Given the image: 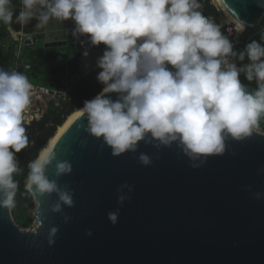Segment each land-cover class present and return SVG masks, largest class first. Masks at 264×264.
<instances>
[{"label":"clouds","instance_id":"1","mask_svg":"<svg viewBox=\"0 0 264 264\" xmlns=\"http://www.w3.org/2000/svg\"><path fill=\"white\" fill-rule=\"evenodd\" d=\"M256 2L264 7V0ZM19 4L16 15L12 0H0V22L10 31L13 23L25 26L33 19L38 21L37 30L51 20L71 21L74 38L85 37L92 47L103 45L96 60L100 69L96 80L103 87L84 101L79 117L86 118L85 131L110 148L114 157L136 153L143 142L157 150L153 156L159 159L161 148L175 145L192 168H199L208 157L223 155L227 141L251 138L264 116V44L252 40L243 51H235L220 26L199 11V0H19ZM244 27L241 22L237 29L242 32ZM230 57L241 62L247 58L248 63L238 66ZM241 75L255 82V92L247 90ZM31 90L23 73L0 68V208L15 203L18 185L13 175L19 170L17 154L29 142L24 113L32 102ZM54 149L45 148L28 163L25 187L40 196L56 193L59 200L52 211L60 212L62 205L74 206L73 194L50 180L46 169L55 160L59 178L70 173L72 165L57 160ZM153 156L141 152L136 159L147 167ZM133 188L126 182L117 188L121 207L131 199ZM245 190L251 192V186ZM254 196L264 199V192ZM118 217L119 208L107 215L112 225ZM57 233V227L49 230V246Z\"/></svg>","mask_w":264,"mask_h":264},{"label":"water","instance_id":"2","mask_svg":"<svg viewBox=\"0 0 264 264\" xmlns=\"http://www.w3.org/2000/svg\"><path fill=\"white\" fill-rule=\"evenodd\" d=\"M219 3L246 28L264 15L256 0ZM86 126L77 116L54 144L56 159L68 161L72 171L57 178L55 160L46 169L73 194L74 206L53 212L56 193L28 190L35 205L31 230L0 208V264H264V199L254 196L264 192V134L254 130L242 142L229 140L223 155L192 168L175 145L161 148L159 159L143 142L136 153L114 157ZM141 152L153 156L150 166L136 159ZM125 182L134 188L121 207L116 190ZM118 208L112 225L107 215ZM52 227L58 233L49 246Z\"/></svg>","mask_w":264,"mask_h":264},{"label":"trees","instance_id":"3","mask_svg":"<svg viewBox=\"0 0 264 264\" xmlns=\"http://www.w3.org/2000/svg\"><path fill=\"white\" fill-rule=\"evenodd\" d=\"M201 5L199 11L213 22L219 25L220 9L212 4L209 0H199ZM253 32L247 30L242 39V44L236 46L235 51H243V43L247 36ZM5 35L4 24L0 23V68L8 71L11 67L13 53L12 50H5L2 47V39ZM261 35H254L250 40H257L264 44ZM249 41V42H250ZM231 61L238 66L248 63L247 58L243 62L231 57ZM100 69H95L90 73L81 76L67 90V100L63 103L61 109L56 104H51L46 115L37 123L31 125L27 130L28 146L17 154L19 162V170L13 175V179L17 182V190L15 195V203L11 207L12 218L17 226L21 229H29L33 225L32 213L28 212L29 207L33 205L31 194L25 187L26 178L28 175V163L37 158L41 150L46 146L47 142L53 138L56 130L63 125L67 117L77 112L85 100L93 98L103 87L97 80L96 76ZM241 82L247 87L250 92H255L256 84L248 82L243 75L240 77ZM258 126L264 134V116L261 117Z\"/></svg>","mask_w":264,"mask_h":264},{"label":"crops","instance_id":"4","mask_svg":"<svg viewBox=\"0 0 264 264\" xmlns=\"http://www.w3.org/2000/svg\"><path fill=\"white\" fill-rule=\"evenodd\" d=\"M12 5L16 7L14 11L16 15H18L20 11V4H18L15 0H12ZM37 23L38 21L33 19L25 26H21L17 23H13L11 25L15 31L21 30L24 33L33 34L36 39V43L33 46L25 47L22 50V66L19 69V72L23 73L31 84L43 86L53 90H60L58 86L56 87L59 83V77L57 78L55 74L52 76L49 71L50 68L53 70V68L61 65H65L67 68L65 61L61 60V57L56 54L57 49L63 51L68 49V51L70 50L73 52L75 49L78 53L80 52L79 55L82 56V60L76 68H74L72 73L67 72V74L70 75L68 77L69 79L65 81V85L67 87L64 90L67 91L69 87L81 76L97 69L96 60L100 55H102L103 45L99 47H92L86 42L85 38H68L67 35L74 27L71 21H65L61 24L55 20H51L45 28L39 30L35 27ZM39 40L41 44H39ZM81 41L85 42L81 43ZM85 51H88V56L83 55ZM25 65H27L28 68H25Z\"/></svg>","mask_w":264,"mask_h":264},{"label":"built area","instance_id":"5","mask_svg":"<svg viewBox=\"0 0 264 264\" xmlns=\"http://www.w3.org/2000/svg\"><path fill=\"white\" fill-rule=\"evenodd\" d=\"M19 4V0H15ZM213 22L211 18H209ZM222 33L227 36L234 45V50L237 45L242 44V42L238 41V37L236 35H244L247 29L245 28L242 32H237L233 25L225 24L219 25ZM5 35L2 39V47L5 50H12V64L8 71H19L22 66V58L21 52L25 47L33 46L36 43V39L32 34L24 33L23 31H15L9 25L4 24ZM255 31L247 36V39L243 43L245 46L254 35H264V18L257 24L256 27L251 28ZM244 37V36H243ZM243 39V38H242ZM231 60V57L229 58ZM28 68L27 65L24 66ZM252 83H255L254 81ZM32 102L30 106L26 109L24 113V126L28 130V128L34 123L39 122L46 115L48 108L51 104H56L60 109L63 103L67 100V91L66 90H53L43 86H37L32 84ZM27 134V132H26Z\"/></svg>","mask_w":264,"mask_h":264},{"label":"rangeland","instance_id":"6","mask_svg":"<svg viewBox=\"0 0 264 264\" xmlns=\"http://www.w3.org/2000/svg\"><path fill=\"white\" fill-rule=\"evenodd\" d=\"M212 4H214L215 5V0H209ZM10 7H14V9H16V7L14 6V5H10ZM263 18H264V15H263ZM227 20L225 19V17H224V15H223V13L220 11V18H219V25H225V24H228L227 22H226ZM0 23H2V22H0ZM3 24V23H2ZM230 26H231V24H229ZM248 30V29H247ZM246 30V31H247ZM249 30H251L252 32H254L255 30L254 29H249ZM245 34V33H244ZM33 35V34H32ZM35 35H36V33H35ZM237 37H238V41L239 42H241L242 41V38H243V36L242 35H236ZM67 37L68 38H74L72 35H71V32L67 35ZM75 38H77V37H75ZM80 38H85V37H80ZM39 44H41L40 43V40H39ZM69 52V53H68ZM56 54L59 56V57H61V60H64L65 61V63H66V66H67V68L65 67V65H61V66H59V67H55V68H53V70H52V68H50L49 69V71L51 72L50 74L52 75V76H54V74L57 76V78L59 77V79H58V81H59V83L56 85V87L58 86L59 88H60V90H64V89H66V85H65V81L67 80V79H69L68 77H69V75L70 74H67V72H69V73H72V71L74 70V68H76V66L80 63V61L82 60V56H80L79 54H80V52L78 53L77 52V50H75L74 49V52L73 51H68V49L67 50H65V51H63V50H60V49H57V51H56ZM63 61V62H64ZM67 70H66V69ZM66 121V120H65ZM57 131V130H56ZM255 131H257V132H259V133H262L263 134V132L261 131V128L259 127V126H257L256 127V129H255ZM10 209V211H11V207L9 208ZM29 211L28 212H30V213H32V212H34V210H35V205H34V203H33V205L31 206V207H29V209H28ZM11 216H12V212H11ZM34 220V219H33ZM36 226V224L34 223V221H33V225H32V227L31 228H29V230H31V229H33L34 227Z\"/></svg>","mask_w":264,"mask_h":264},{"label":"bare ground","instance_id":"7","mask_svg":"<svg viewBox=\"0 0 264 264\" xmlns=\"http://www.w3.org/2000/svg\"><path fill=\"white\" fill-rule=\"evenodd\" d=\"M215 5H216V6L221 10V12L223 13V10H222V7H221V5H220V3H219V0H215ZM223 15H224L225 19L227 20L226 22H227L228 24L233 25V27L235 28V30H236L237 32H241V31H238V29H237V26H238V25L234 24V20H233V18L230 16L229 13H223ZM245 28H246V26L244 27V29H245ZM77 116H79V111H77V112L73 113L72 115H70L69 117H67V119H66V121L63 123V125L57 129V131H56V133L54 134L53 138L50 139V140L47 142L46 146H45L42 150H44V149L47 148V147H52V145L55 144L56 140L58 139V137L60 136V134L63 132V130L68 126V124L72 121V119H75ZM42 150H41V151H42ZM40 153H41V152H40ZM40 153H39V154H40Z\"/></svg>","mask_w":264,"mask_h":264}]
</instances>
